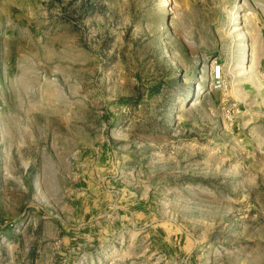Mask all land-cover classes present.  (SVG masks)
Here are the masks:
<instances>
[{"label":"rangeland","instance_id":"obj_1","mask_svg":"<svg viewBox=\"0 0 264 264\" xmlns=\"http://www.w3.org/2000/svg\"><path fill=\"white\" fill-rule=\"evenodd\" d=\"M263 9L0 0V264H264Z\"/></svg>","mask_w":264,"mask_h":264},{"label":"crops","instance_id":"obj_2","mask_svg":"<svg viewBox=\"0 0 264 264\" xmlns=\"http://www.w3.org/2000/svg\"><path fill=\"white\" fill-rule=\"evenodd\" d=\"M256 4L264 8V0H256ZM263 12H264V9H263ZM263 28H264V24H263ZM263 53H264V46H263ZM258 65H264V56L258 59Z\"/></svg>","mask_w":264,"mask_h":264},{"label":"built area","instance_id":"obj_3","mask_svg":"<svg viewBox=\"0 0 264 264\" xmlns=\"http://www.w3.org/2000/svg\"><path fill=\"white\" fill-rule=\"evenodd\" d=\"M213 74H214L215 79H219V77H220V67L219 66L214 67Z\"/></svg>","mask_w":264,"mask_h":264}]
</instances>
